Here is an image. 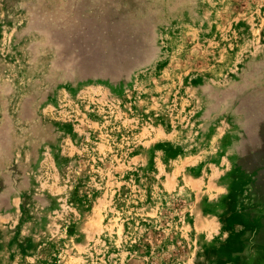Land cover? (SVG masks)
Masks as SVG:
<instances>
[{
    "label": "rangeland",
    "instance_id": "rangeland-1",
    "mask_svg": "<svg viewBox=\"0 0 264 264\" xmlns=\"http://www.w3.org/2000/svg\"><path fill=\"white\" fill-rule=\"evenodd\" d=\"M0 264H264V0H0Z\"/></svg>",
    "mask_w": 264,
    "mask_h": 264
}]
</instances>
